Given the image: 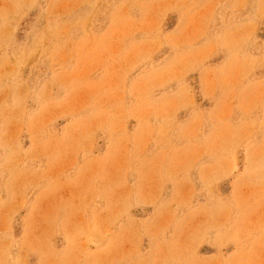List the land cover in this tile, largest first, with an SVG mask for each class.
I'll list each match as a JSON object with an SVG mask.
<instances>
[{"label": "rangeland", "instance_id": "1", "mask_svg": "<svg viewBox=\"0 0 264 264\" xmlns=\"http://www.w3.org/2000/svg\"><path fill=\"white\" fill-rule=\"evenodd\" d=\"M0 264H264V0H0Z\"/></svg>", "mask_w": 264, "mask_h": 264}]
</instances>
